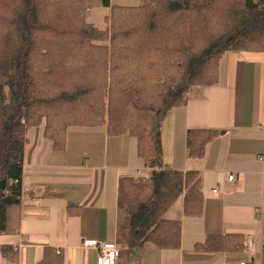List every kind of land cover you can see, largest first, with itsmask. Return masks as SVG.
Returning <instances> with one entry per match:
<instances>
[{
	"label": "trees",
	"instance_id": "trees-1",
	"mask_svg": "<svg viewBox=\"0 0 264 264\" xmlns=\"http://www.w3.org/2000/svg\"><path fill=\"white\" fill-rule=\"evenodd\" d=\"M107 10L105 24L87 13ZM231 51L264 52V0H0V235L21 222L27 131L44 126L55 150L72 129L105 128L130 135L146 172L120 180L118 207L129 215L139 244L177 249L181 222L166 218L183 198L184 213L204 212L198 171L164 165L162 127L193 92L218 82V64ZM224 131L189 130L188 159L205 157ZM239 234L208 236L202 247L243 248ZM0 254L17 262L12 245ZM38 264H60L48 248Z\"/></svg>",
	"mask_w": 264,
	"mask_h": 264
},
{
	"label": "crops",
	"instance_id": "crops-1",
	"mask_svg": "<svg viewBox=\"0 0 264 264\" xmlns=\"http://www.w3.org/2000/svg\"><path fill=\"white\" fill-rule=\"evenodd\" d=\"M129 1L111 0V6L140 3ZM200 129L224 133L204 158L188 159L187 133ZM26 137L22 183L36 193L22 198L17 234L0 236V246L12 245L18 261L0 254V264H38L48 248L60 251V264H98V250L84 246L88 240L117 243V264H264V52L225 53L217 84L195 90L163 124L164 165L198 171L203 179L202 216L185 215L183 198L166 213L181 222L177 249L139 244L129 215L118 207L120 180L145 169L130 135L72 129L64 150L53 148L44 129H29ZM227 234L241 235L247 246L228 252L202 247L208 236Z\"/></svg>",
	"mask_w": 264,
	"mask_h": 264
},
{
	"label": "built area",
	"instance_id": "built-area-1",
	"mask_svg": "<svg viewBox=\"0 0 264 264\" xmlns=\"http://www.w3.org/2000/svg\"><path fill=\"white\" fill-rule=\"evenodd\" d=\"M143 176L139 171L136 179ZM230 182L234 181V176L228 178ZM36 190L34 188L24 187L22 188L23 196L26 194H35ZM84 246L93 247L98 250V264H117L122 252L117 243H102L97 240H88L84 242ZM243 246L246 247L247 244L244 242ZM262 252H264V236L262 237ZM60 254V251L57 252ZM240 264H248L247 262H241Z\"/></svg>",
	"mask_w": 264,
	"mask_h": 264
},
{
	"label": "rangeland",
	"instance_id": "rangeland-1",
	"mask_svg": "<svg viewBox=\"0 0 264 264\" xmlns=\"http://www.w3.org/2000/svg\"><path fill=\"white\" fill-rule=\"evenodd\" d=\"M116 1H122V2H125V0H116ZM126 3H130V1L129 0H127V2ZM136 3H138V4H134V5H139V2H136ZM127 5H130V4H127ZM133 6V5H132ZM107 14V10H105V9H102V8H95V9H93V10H91V11H89L88 13H87V17H88V20L90 21V22H93V23H95V24H97V25H99V26H103L104 24H105V15ZM36 128H41V129H44V126L43 125H41V126H39V127H34V128H31V129H36ZM262 160H263V158H262ZM146 169H144V172H143V170H141L140 172L144 175V173L146 172L145 171ZM137 176V175H136ZM136 176L134 177L135 179H136ZM1 236V235H0ZM2 237V236H1ZM7 238H11V237H7ZM244 243V242H243ZM246 244H247V240H246V242H245ZM244 247V246H243Z\"/></svg>",
	"mask_w": 264,
	"mask_h": 264
},
{
	"label": "water",
	"instance_id": "water-1",
	"mask_svg": "<svg viewBox=\"0 0 264 264\" xmlns=\"http://www.w3.org/2000/svg\"><path fill=\"white\" fill-rule=\"evenodd\" d=\"M5 185H6V180H3V181L0 182V187H1L2 189L5 188Z\"/></svg>",
	"mask_w": 264,
	"mask_h": 264
}]
</instances>
